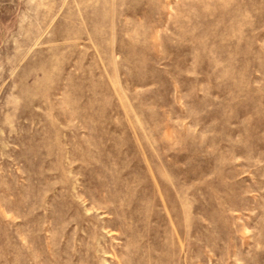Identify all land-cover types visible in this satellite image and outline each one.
I'll use <instances>...</instances> for the list:
<instances>
[{
  "label": "rangeland",
  "instance_id": "obj_1",
  "mask_svg": "<svg viewBox=\"0 0 264 264\" xmlns=\"http://www.w3.org/2000/svg\"><path fill=\"white\" fill-rule=\"evenodd\" d=\"M0 264H264V0H0Z\"/></svg>",
  "mask_w": 264,
  "mask_h": 264
}]
</instances>
